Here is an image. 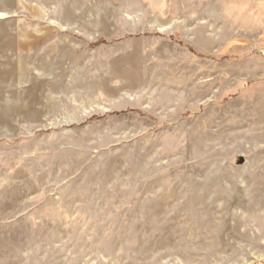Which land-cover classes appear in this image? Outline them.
<instances>
[{
  "label": "rangeland",
  "instance_id": "rangeland-1",
  "mask_svg": "<svg viewBox=\"0 0 264 264\" xmlns=\"http://www.w3.org/2000/svg\"><path fill=\"white\" fill-rule=\"evenodd\" d=\"M228 3L0 0V264H264V27Z\"/></svg>",
  "mask_w": 264,
  "mask_h": 264
},
{
  "label": "crops",
  "instance_id": "crops-1",
  "mask_svg": "<svg viewBox=\"0 0 264 264\" xmlns=\"http://www.w3.org/2000/svg\"><path fill=\"white\" fill-rule=\"evenodd\" d=\"M227 2L229 3L225 10L232 8L238 12L237 14L227 12V17L242 18L243 15L245 27L247 25L250 27L257 26L256 24H259L260 28L264 27V0H227Z\"/></svg>",
  "mask_w": 264,
  "mask_h": 264
}]
</instances>
